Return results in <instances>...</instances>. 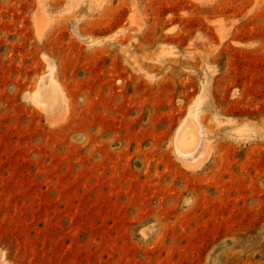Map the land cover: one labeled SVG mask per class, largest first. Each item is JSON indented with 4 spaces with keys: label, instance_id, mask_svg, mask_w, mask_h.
<instances>
[{
    "label": "rangeland",
    "instance_id": "374dc122",
    "mask_svg": "<svg viewBox=\"0 0 264 264\" xmlns=\"http://www.w3.org/2000/svg\"><path fill=\"white\" fill-rule=\"evenodd\" d=\"M0 264H264V0H0Z\"/></svg>",
    "mask_w": 264,
    "mask_h": 264
}]
</instances>
